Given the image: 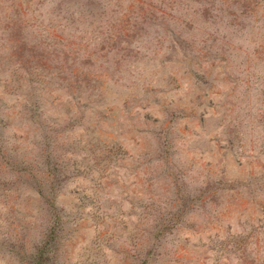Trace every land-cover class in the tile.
I'll list each match as a JSON object with an SVG mask.
<instances>
[{
	"label": "rangeland",
	"instance_id": "obj_1",
	"mask_svg": "<svg viewBox=\"0 0 264 264\" xmlns=\"http://www.w3.org/2000/svg\"><path fill=\"white\" fill-rule=\"evenodd\" d=\"M0 264H264V0H0Z\"/></svg>",
	"mask_w": 264,
	"mask_h": 264
}]
</instances>
